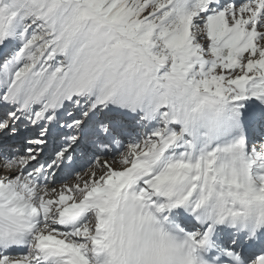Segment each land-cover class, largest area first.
Masks as SVG:
<instances>
[{"label": "snow or ice", "instance_id": "6c2138e0", "mask_svg": "<svg viewBox=\"0 0 264 264\" xmlns=\"http://www.w3.org/2000/svg\"><path fill=\"white\" fill-rule=\"evenodd\" d=\"M0 264H264V0H0Z\"/></svg>", "mask_w": 264, "mask_h": 264}]
</instances>
